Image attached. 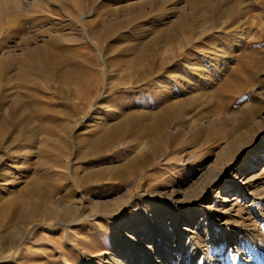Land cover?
Returning <instances> with one entry per match:
<instances>
[{
  "label": "rangeland",
  "instance_id": "rangeland-1",
  "mask_svg": "<svg viewBox=\"0 0 264 264\" xmlns=\"http://www.w3.org/2000/svg\"><path fill=\"white\" fill-rule=\"evenodd\" d=\"M148 1L160 10L139 8ZM194 1H199L197 8ZM255 1L235 0L230 8L239 18L232 21L230 0H13L22 7L9 25L1 20L9 0H0V264H128L125 258L134 251L142 259L157 253L153 245L141 247L150 237L160 249L168 244L169 264H193L197 254L202 264H218L221 257L226 264H264V165L250 169L240 197L237 191L228 195L238 182L230 178L218 196L206 192L194 201L223 168L231 171L253 142L264 140V71L261 88L222 109L213 97L222 79L214 77L210 65L217 51L237 52L259 39L264 26L257 22L264 8L252 7ZM83 14L86 29L80 24ZM137 18H142L138 24ZM181 18L187 25L198 23L193 32L178 33L183 45L160 42L163 55L146 53L140 63L146 45L163 38ZM231 23L238 39L227 34ZM25 41L29 51L46 45L51 65L41 59L23 61ZM181 55L195 59L200 72L177 69L185 83L186 111L158 124L171 143L169 160L147 166V174L159 179L152 195L139 197L138 183L128 179L134 159L148 157L138 142L154 139L152 123L182 100L164 88L157 67L164 57ZM232 57L229 69L236 67ZM143 71L153 77L146 79ZM221 102H227L225 97ZM249 132L256 134L254 140L250 133L251 141L236 146L227 165L221 160L224 136L233 142ZM95 140L117 141V149L94 157L89 151ZM130 197L137 208L111 218ZM185 226H191L189 232ZM88 253L108 256L90 263Z\"/></svg>",
  "mask_w": 264,
  "mask_h": 264
},
{
  "label": "bare ground",
  "instance_id": "bare-ground-1",
  "mask_svg": "<svg viewBox=\"0 0 264 264\" xmlns=\"http://www.w3.org/2000/svg\"><path fill=\"white\" fill-rule=\"evenodd\" d=\"M12 2H13V0H9L10 5H8L6 7V9H4L3 16H2V19H1L6 24L10 23L9 25H13L11 17L13 16L14 13H16L15 11L17 10V13H18L19 12L18 9H20L22 7L21 6V2H17V3L14 2V4ZM33 2L35 3V2H37V0H33ZM234 2H235V0H230V6H229V8H227V9H229V11H227V13H230L229 18L232 21L233 20L237 21L239 17H237V14H235L234 10H232V9H234V7L230 8ZM198 4H199V1L198 2L194 1L193 2V7L197 8V6H199ZM22 5H23V3H22ZM39 5H41V4H39ZM152 5H153V2L152 1H150V2L148 1L145 4L140 5L139 8L143 9V8L148 7V8L154 9L155 11H159L160 10V9L156 10ZM258 6H261L262 8H264V0H257V1H255L254 5H252V7H254V8H258ZM214 8L213 7L212 8L208 7V10H210V12H213ZM248 12L250 13V10ZM116 14L117 13H115L114 15H116ZM80 16H81L80 24H81V26L83 28H85V26L83 24L84 23L85 14L80 15ZM144 17H145V14L143 15V18ZM141 19L142 18H139V19L137 18V19L134 20V22L137 23ZM187 20H189V19H187ZM206 21H208V20H206ZM197 24L194 25V26L187 25L186 20L184 18H181V23L179 25L175 26L173 30L168 31L163 36V38L154 39L150 44L146 45L144 54L140 56V57H143V59L140 60V58H139L140 63H141V61H145L146 56L148 54H151L153 56H162L163 55V54L162 55L159 54L160 53V49L158 48V45H159L160 42L161 43L163 42L165 44L164 46L167 45L166 47H171L172 42H176V43L178 42L180 45H183L182 41L179 42L177 40L178 33L179 32L185 33V32H187V30H188V32H193L195 30V27L197 26ZM130 25H131L130 22L127 23V24L126 23H124V24H121V23L117 24L116 23V27L117 28L118 27L121 28V27H125V26H130ZM231 25H232V27H229V31L227 32V34L230 37L234 36V38H237V32L235 30L236 28H234V25L232 23H231ZM257 25H259L260 27L264 26V17H262L261 20L257 22ZM112 27H113V25H112ZM239 35L240 34H238V36ZM13 37H14V35L12 34V37H10L11 40L13 39ZM7 38H8V40H10L9 36L5 35V39H7ZM5 39H4V41H5ZM191 45H192V43L189 44V46L187 48H189ZM221 46H222L221 49L223 47H225L226 46V42H223ZM24 47L27 48L25 50V51H27L26 52L27 55H26V53H24L26 55V57L24 55L25 60H23V61L29 62V61L34 60V59H41L42 61H45L48 65H51L47 61H52L51 57H50V55L52 53L49 54V49H48V47L46 45L41 46V47H36V48H34L33 51H29L28 49L30 47V42L29 41H25ZM16 51L17 50L10 51L9 54L11 52H16ZM146 53H147V55H146ZM2 56H4V54ZM182 56L183 55H181V56H173V57H164L162 59V61H161V64L157 67V70L159 71V73L163 74L162 75L163 76L162 77V81H163L164 88L168 92H172V91L173 92H177V94H179L180 97L181 96H185L184 91H183V89H184L183 87H185L184 86L185 83L183 82V80L180 81L179 75H177L178 74V70L177 69L179 68V70H182L183 73L189 72V69H190L189 74L190 73L192 74V72H193V75L194 74L197 75V73L200 72V70H199V68L197 66V62H195V59H193V58L184 59V57H182ZM232 56L235 57V60H236V64L235 65H236V67H234L232 69H229V67H228L229 63H227V62L228 61L230 62V60H232V58H233ZM213 57L214 58H212V60H211V61H213V63L210 62V65L212 66V70H213L212 73L214 74L215 78H219L220 80L222 79V82L219 85V87L217 88V90L215 91L213 97L216 100L217 105L221 106L220 108H222V109H224V106L226 107V105L228 107H229V105L230 106L236 105L238 103V100H239L238 97H241V96L244 97L245 95H248V94L252 95L253 88H258L259 89L260 85L263 83V82H261V80H259L260 79L259 75L264 71V30H262L260 32L259 39L247 44L246 46H243L240 50H237V52H235L234 50H230V51H227V53H223L222 50H219V51H217L215 53V55ZM26 58L30 59V60L28 61ZM9 60H12V58L9 59ZM55 66H56V68H59L60 64L59 65L55 64ZM7 69H8V66H5L3 68V71L5 70V72H6ZM169 69H170V71L168 72ZM143 75H144L143 77H145L146 79H149V78L153 77V73H150L148 71H143ZM0 85H2V83H0ZM0 88H1V86H0ZM215 88H216V86H215ZM162 90H164V89H162ZM0 93H1V90H0ZM222 97H225V99L227 101L225 104L222 103V102L219 104V99L220 98L222 99ZM181 98H182V100L179 103L173 104L172 109L174 111L172 113H170L168 115H165V116H161L162 118H160L158 121H155V122L152 123L154 125V129L156 130L155 138L151 139V140H148L145 143L144 142L142 143L141 141L138 142V144H139V145H137V147L139 146L138 148H141V147H143L145 145L144 146L145 150L148 149L147 150L148 151V153H147L148 157L147 158H144V157L140 158V155H139V157L137 156L134 159V161L130 164V167H129L131 170H133V172H130V174L128 176V179H130V181H132V182H137L138 183L137 190H139V194L137 196H139V197H149V195L153 194L152 190L154 188H156L155 186H157L153 182H157L159 178L153 177L151 174H147V172H148V170L146 171L147 166H150V165L156 163L157 161H163V160L168 159L169 152H170V147H171V143L169 142V140H164L163 139V138H167L168 137L165 127H160V126H158V124L164 123L167 120L168 117H173L176 120L179 115L183 114V112L186 111V106L188 104V99L185 98V97L184 98L181 97ZM236 98H238V99H236ZM236 100H237V102H236ZM231 111H233V110H231ZM253 113H254V111L252 109H248V112H247L248 118L249 117L253 118ZM235 114H237V113H235ZM249 119H247V118L243 119L246 125H247ZM243 128L246 129V126H244ZM250 133L251 132L246 133L243 138H238V139H236L233 142H232V139H230L228 136H224L223 139L227 142L226 143L227 146L223 150V155H222L221 160L226 162L227 165L230 162H232L233 161L232 160L233 156H231V155L234 152V148L236 146H239V144L241 142H243V141H244L243 146H245L244 144H248L249 141L254 140V137L256 136V134L255 133H253V134L251 133L253 135V137L250 138L251 140H249L248 137H249ZM254 134H255V136H254ZM259 141L260 140H257L256 142H253L252 145H255V146L253 147L251 152L243 160L237 161L235 166L233 167V169H231V171L226 172V169L223 168L221 170V172L219 173V176H218V178L216 180H213L206 187H204L203 190L198 195L195 194L194 201L196 202V204L198 202L197 200L202 199V197L204 196V194L206 192H212V196L217 195V192L220 191L224 187L225 183H227V180L230 179V178L233 181L237 180L238 182L234 186H231L228 195H230L231 193L237 191L238 195L240 197V193L241 192L239 190L243 187V185H244V187H246V183L247 182H245V181H247V177H248L246 175L251 173L250 169L252 167L254 169L255 167H260V166L264 165V140L262 142H259ZM117 143L118 142L117 141L115 142L114 140H95V141L90 143L91 147H90L89 154L90 153L91 154H95L94 157H99V156H102V155L104 156V154L106 152H108V151L109 152L110 151L114 152V150L117 149ZM128 144L129 143H127V145ZM159 150H161V151L165 150L166 153L159 154V152H158ZM172 152L176 153L177 151L172 149ZM90 158H91V156H90ZM164 162L167 163L166 161H164ZM157 165H158V162H157ZM161 166L163 167V165H161ZM158 167H159V165H158ZM155 169H156V166H155ZM149 170H151V168ZM155 176H156V173H155ZM157 184H159V183H157ZM141 190H143V192H140ZM217 196H216V198H217ZM227 198H228V196H227ZM132 199L133 198L130 197L128 202H126L125 204L121 205L120 208H118L115 211V213L112 214L111 218L116 219V218L122 216L123 214H125L127 212V209L137 208V206L133 205L134 202L132 201ZM171 206L173 208L174 202L171 203ZM41 208H43V207H41ZM72 210H73V208H71L68 211V215H70L72 213ZM47 212H48V214L51 213V211L49 209L47 210ZM91 217L92 218H94V217L97 218V217H100V216H91ZM73 223H76V221L75 222L71 221L69 224H73ZM184 224H186V221L184 222ZM184 224H182V226H184ZM190 228H191V226L190 227L185 226L183 228V230L189 232ZM34 230L35 229H33V231ZM36 231H38V230H36ZM156 231H159V230H156ZM248 231L249 230H246L247 233L245 235V238L248 239L249 242H252L253 235L249 234ZM145 239H147V240L143 239L142 243H140L141 247L146 248L148 250L150 248V246L153 245L155 247L157 253L152 255V256H149V257H146V258L142 259V258H140V255H138V252L134 251V252L131 253L130 256H126V258H125L126 260L128 259L127 260L128 264H169V260H170L169 259V255L170 254L168 253V250L165 247L168 244L164 245L165 249H162V248L160 249V247L156 245V241L154 240V237L145 238ZM69 241H70V238H69ZM219 244H222V243H219ZM234 244H236V242H234V241L230 244V246L232 247L231 250L234 249ZM73 245H74V243H73ZM251 246H254V245L251 243ZM137 249H139V245L138 244H137ZM230 252H229L228 256L230 255ZM244 253H246V252H244ZM240 254H241V252H240ZM105 255H107V254H105ZM105 255L104 254H95V253L94 254H89L88 253L86 261H88L90 263H92V262L93 263H97L98 262L97 259H100L102 256H105ZM231 255H233V254H231ZM228 256H227V258H229ZM10 257L11 256H7L6 258H3L2 260H7V259L9 260ZM202 258L200 256V254H197L193 258V261H194L193 264H195V262H198L199 264H202ZM245 258H247V256H245ZM114 261H116V260H114ZM106 262L107 263H112L111 259L109 261H106ZM177 264H181V263L177 261ZM218 264H226L225 259L223 260V258L221 257L219 262H218ZM236 264H242V263H241V261L238 260L236 262ZM248 264H254L253 260H249Z\"/></svg>",
  "mask_w": 264,
  "mask_h": 264
}]
</instances>
